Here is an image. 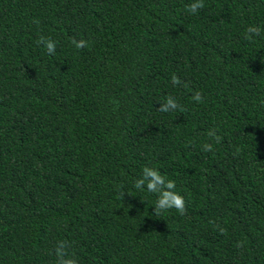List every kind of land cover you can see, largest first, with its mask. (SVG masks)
Listing matches in <instances>:
<instances>
[{"label": "trees", "instance_id": "obj_1", "mask_svg": "<svg viewBox=\"0 0 264 264\" xmlns=\"http://www.w3.org/2000/svg\"><path fill=\"white\" fill-rule=\"evenodd\" d=\"M191 2L0 0V264H54L59 240L79 264H264V0ZM145 166L185 215H153Z\"/></svg>", "mask_w": 264, "mask_h": 264}, {"label": "clouds", "instance_id": "obj_2", "mask_svg": "<svg viewBox=\"0 0 264 264\" xmlns=\"http://www.w3.org/2000/svg\"><path fill=\"white\" fill-rule=\"evenodd\" d=\"M205 7L204 0H192L191 3L185 6V10L191 14L195 15ZM33 23L39 24L38 19H34ZM264 35L262 33L261 27L258 25H250L245 30V39L250 42H254L257 37ZM36 43L42 45L43 48L49 55H54L56 52L57 41L53 40L51 37H46L40 35ZM71 44L75 46L76 49H83L88 46V42L85 39L77 40L75 37L71 39ZM262 62H264V57H261ZM171 83L175 86L183 84L185 88L189 87L187 82H183L177 74L171 76ZM193 101L197 103H204V96L201 91H196L192 96ZM261 103H264V99L261 100ZM177 110L183 111L182 106L177 102V100L169 95L165 100L161 101V106L158 107V111L162 113L175 112ZM207 136L210 140L214 141L215 144L222 142L223 137L218 134L217 129L212 128L207 132ZM214 150V144L211 142H205L202 145V151L211 152ZM121 185H118L117 188H121ZM133 187L143 192L146 190L148 193L157 194V200L154 203L155 211L153 215L155 217H161L162 213L175 209L180 215H185L187 212L186 201L183 195L175 191L176 182L172 179H167L161 172L151 166H145L142 169V175L134 181ZM125 193L129 195H134L131 192H119V196L125 197ZM143 200V199H141ZM144 201V200H143ZM215 228L219 230L221 235H227V229L221 227L215 221H209ZM244 241H238L237 247L243 248ZM71 245L66 240H59L55 248L53 249V254L55 256L54 264H79V260L76 257L75 253H70Z\"/></svg>", "mask_w": 264, "mask_h": 264}]
</instances>
